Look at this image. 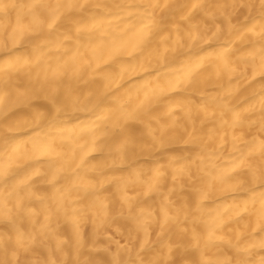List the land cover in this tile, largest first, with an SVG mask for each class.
Returning <instances> with one entry per match:
<instances>
[{
    "label": "clouds",
    "instance_id": "9594fccd",
    "mask_svg": "<svg viewBox=\"0 0 264 264\" xmlns=\"http://www.w3.org/2000/svg\"><path fill=\"white\" fill-rule=\"evenodd\" d=\"M113 8L135 54H49ZM0 264H264V0H0Z\"/></svg>",
    "mask_w": 264,
    "mask_h": 264
},
{
    "label": "bare ground",
    "instance_id": "6f19581e",
    "mask_svg": "<svg viewBox=\"0 0 264 264\" xmlns=\"http://www.w3.org/2000/svg\"><path fill=\"white\" fill-rule=\"evenodd\" d=\"M125 10L133 14L136 13L133 5H128ZM98 15L102 16L106 21H113V23L111 26H106L96 32L87 34L93 37L91 42L92 50H89L84 47L87 40L86 34L82 29V25L88 18L83 15V12L77 13L75 10L62 13L61 19L57 22V26H54L58 27V30L50 37L51 44L47 46L51 48L49 54L59 57L62 61H68L73 65L78 64L81 59L91 60L93 55L102 57L108 64H112L115 61L128 59V57L121 55L126 51L135 54L134 50L141 47L145 33L151 28V21L148 19L135 22L132 17H128L123 18L122 21H115V16H122V13L115 8L107 13L98 12ZM78 29H81L79 35L77 34ZM204 48L207 52L213 51L212 46H204ZM160 51H164L163 47L160 48ZM139 75V73H135L129 78L136 79ZM141 83L149 86L148 81H141ZM39 103L44 105L45 102L41 101ZM26 118L27 114L22 110H15L10 116V119L13 121H24ZM34 150L39 153H46L49 149L46 145H36L34 146ZM46 191L47 187L38 183L33 189L32 194L40 195ZM246 195L248 194H245V198ZM253 223H255V218H253ZM223 251L229 257L233 255L231 249L224 248Z\"/></svg>",
    "mask_w": 264,
    "mask_h": 264
}]
</instances>
